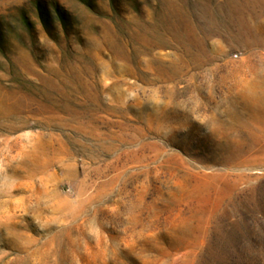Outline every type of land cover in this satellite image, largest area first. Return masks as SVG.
Here are the masks:
<instances>
[{"label":"rangeland","instance_id":"obj_1","mask_svg":"<svg viewBox=\"0 0 264 264\" xmlns=\"http://www.w3.org/2000/svg\"><path fill=\"white\" fill-rule=\"evenodd\" d=\"M0 264H264V0H0Z\"/></svg>","mask_w":264,"mask_h":264}]
</instances>
